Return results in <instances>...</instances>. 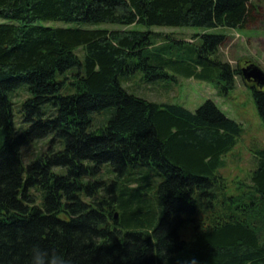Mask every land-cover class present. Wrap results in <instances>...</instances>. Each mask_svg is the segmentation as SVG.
<instances>
[{
    "label": "trees",
    "instance_id": "trees-1",
    "mask_svg": "<svg viewBox=\"0 0 264 264\" xmlns=\"http://www.w3.org/2000/svg\"><path fill=\"white\" fill-rule=\"evenodd\" d=\"M253 10L250 0H0V264H23L36 240L83 264H264V144L251 184L231 187L221 168L239 122L210 97L189 109L123 84L194 77L227 93L240 68L209 29H244ZM151 26L201 31L187 42ZM246 83L264 122V86Z\"/></svg>",
    "mask_w": 264,
    "mask_h": 264
},
{
    "label": "rangeland",
    "instance_id": "rangeland-1",
    "mask_svg": "<svg viewBox=\"0 0 264 264\" xmlns=\"http://www.w3.org/2000/svg\"><path fill=\"white\" fill-rule=\"evenodd\" d=\"M254 6L253 18L244 29L214 28L210 32H223L226 40L220 46L219 57L232 66L243 67L248 62H255L264 69V0H250ZM52 25H75L89 28L117 29L119 24L84 22H50ZM130 27V26H129ZM136 28L146 29V26L136 25ZM160 31L163 36L193 41V36L201 31L196 26H151ZM166 83V82H164ZM147 84L134 75L123 81L129 89L158 102H178L189 109H195L205 98H212L230 118L242 125V133L234 147L225 156V166L221 168L229 186L245 187L251 184L250 178L255 166L253 150L264 144V122L260 118L251 95V89L241 77L235 76L234 87L221 94L212 82L194 77H177L176 82ZM163 84V85H162ZM41 144L30 145L24 150L27 162L33 158ZM188 236V234H185Z\"/></svg>",
    "mask_w": 264,
    "mask_h": 264
},
{
    "label": "clouds",
    "instance_id": "clouds-1",
    "mask_svg": "<svg viewBox=\"0 0 264 264\" xmlns=\"http://www.w3.org/2000/svg\"><path fill=\"white\" fill-rule=\"evenodd\" d=\"M23 264H83V261L75 254L69 255L59 246H45L36 240L28 248Z\"/></svg>",
    "mask_w": 264,
    "mask_h": 264
},
{
    "label": "water",
    "instance_id": "water-1",
    "mask_svg": "<svg viewBox=\"0 0 264 264\" xmlns=\"http://www.w3.org/2000/svg\"><path fill=\"white\" fill-rule=\"evenodd\" d=\"M241 77L245 81H252L258 87L264 86V70L256 63L249 62L240 68ZM115 212L114 216L116 217Z\"/></svg>",
    "mask_w": 264,
    "mask_h": 264
},
{
    "label": "bare ground",
    "instance_id": "bare-ground-1",
    "mask_svg": "<svg viewBox=\"0 0 264 264\" xmlns=\"http://www.w3.org/2000/svg\"><path fill=\"white\" fill-rule=\"evenodd\" d=\"M249 63V62H248ZM255 63V62H254ZM261 67V66H260ZM262 68V67H261ZM263 69V68H262ZM264 70V69H263Z\"/></svg>",
    "mask_w": 264,
    "mask_h": 264
}]
</instances>
